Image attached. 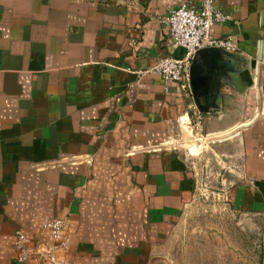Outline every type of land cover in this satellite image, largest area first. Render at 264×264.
I'll use <instances>...</instances> for the list:
<instances>
[{
    "label": "crops",
    "instance_id": "crops-1",
    "mask_svg": "<svg viewBox=\"0 0 264 264\" xmlns=\"http://www.w3.org/2000/svg\"><path fill=\"white\" fill-rule=\"evenodd\" d=\"M216 1L239 51L198 50L187 91L152 70L185 54L164 22L179 0H0V264L64 216L68 264H155L195 198L170 138L197 114L239 147L230 205L264 215V0Z\"/></svg>",
    "mask_w": 264,
    "mask_h": 264
},
{
    "label": "rangeland",
    "instance_id": "rangeland-1",
    "mask_svg": "<svg viewBox=\"0 0 264 264\" xmlns=\"http://www.w3.org/2000/svg\"><path fill=\"white\" fill-rule=\"evenodd\" d=\"M186 126L170 143L186 151L195 198L155 264H264V215L238 213L228 200L242 170L236 140Z\"/></svg>",
    "mask_w": 264,
    "mask_h": 264
},
{
    "label": "built area",
    "instance_id": "built-area-1",
    "mask_svg": "<svg viewBox=\"0 0 264 264\" xmlns=\"http://www.w3.org/2000/svg\"><path fill=\"white\" fill-rule=\"evenodd\" d=\"M230 19H232L231 15L220 8L216 0H200L198 4L190 0H179V4L170 10L164 22L169 26L174 46L183 48L185 54L182 58L161 57L152 69L162 75L167 90L170 82L177 81L183 82L182 87L189 91V69L198 50L214 48L229 53L239 51L238 43L232 36L220 37L212 32L216 24ZM183 123L197 131L204 127L200 114H197L193 120L189 118L188 122ZM138 150L140 149L131 147L127 155ZM67 221L68 216L47 221L44 227L49 230L52 241L41 245L30 243V238L22 230H17L14 246L18 250V264H26L29 260H34L37 264L42 261H49L51 264H68L67 258L58 257L56 254L58 247L64 251L68 249L69 236L65 232Z\"/></svg>",
    "mask_w": 264,
    "mask_h": 264
},
{
    "label": "water",
    "instance_id": "water-1",
    "mask_svg": "<svg viewBox=\"0 0 264 264\" xmlns=\"http://www.w3.org/2000/svg\"><path fill=\"white\" fill-rule=\"evenodd\" d=\"M231 54H234V53H231ZM184 119H186V120H187V119H188V116H187V117H185ZM232 132H233V131H232Z\"/></svg>",
    "mask_w": 264,
    "mask_h": 264
},
{
    "label": "bare ground",
    "instance_id": "bare-ground-1",
    "mask_svg": "<svg viewBox=\"0 0 264 264\" xmlns=\"http://www.w3.org/2000/svg\"><path fill=\"white\" fill-rule=\"evenodd\" d=\"M194 143H196V142H194ZM192 145H193V143H192ZM195 146V145H194ZM195 149V148H194ZM190 151V150H189ZM191 152V151H190Z\"/></svg>",
    "mask_w": 264,
    "mask_h": 264
}]
</instances>
